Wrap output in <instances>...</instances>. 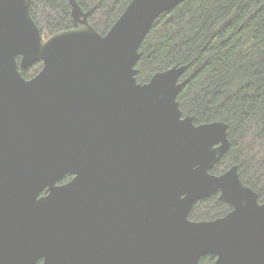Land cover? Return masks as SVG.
Listing matches in <instances>:
<instances>
[{
    "label": "water",
    "instance_id": "1",
    "mask_svg": "<svg viewBox=\"0 0 264 264\" xmlns=\"http://www.w3.org/2000/svg\"><path fill=\"white\" fill-rule=\"evenodd\" d=\"M69 1L74 26L44 38L32 0H0V264H264V201L237 165L211 172L227 123L179 107L189 64L136 79L153 21L183 0H131L105 34ZM212 194L230 209L190 219Z\"/></svg>",
    "mask_w": 264,
    "mask_h": 264
},
{
    "label": "trees",
    "instance_id": "2",
    "mask_svg": "<svg viewBox=\"0 0 264 264\" xmlns=\"http://www.w3.org/2000/svg\"><path fill=\"white\" fill-rule=\"evenodd\" d=\"M88 22L107 33L131 0H76ZM31 13L42 35L72 28L69 0H32ZM135 64L136 79L145 83L158 71L189 64L177 96L183 116L194 123H227L230 147L211 169L220 174L237 165L243 183L264 201V0H183L152 23ZM19 59V57L17 58ZM37 61L21 70L33 77ZM229 205L217 194L194 203L192 220L224 215ZM205 254L198 264H212Z\"/></svg>",
    "mask_w": 264,
    "mask_h": 264
},
{
    "label": "flooded vegetation",
    "instance_id": "3",
    "mask_svg": "<svg viewBox=\"0 0 264 264\" xmlns=\"http://www.w3.org/2000/svg\"><path fill=\"white\" fill-rule=\"evenodd\" d=\"M71 178H72L71 175H66V176H64V178H62L61 180H59L57 183H58V184L66 183V182L70 181ZM215 258H216V256H215Z\"/></svg>",
    "mask_w": 264,
    "mask_h": 264
}]
</instances>
